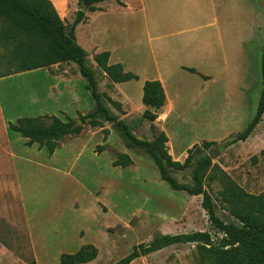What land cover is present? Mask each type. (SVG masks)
I'll use <instances>...</instances> for the list:
<instances>
[{
    "label": "rangeland",
    "instance_id": "374dc122",
    "mask_svg": "<svg viewBox=\"0 0 264 264\" xmlns=\"http://www.w3.org/2000/svg\"><path fill=\"white\" fill-rule=\"evenodd\" d=\"M51 2L67 26L81 8L84 14L89 12L78 0ZM97 4L100 9L106 5V18L118 22L120 9L115 1ZM85 29L79 28V41L89 53L87 65L96 67L98 90L105 92L111 83L103 79L101 70L93 63L91 46L84 38ZM73 64L76 65L65 62L60 66ZM253 68L254 79L243 89L244 106L233 103L239 89L230 67L226 69V81L223 79L210 88L201 104H191L187 111L180 105L182 115H171L166 127L180 150L189 144L199 146L202 141H214L202 152L213 151V163L246 192L259 194L264 192V154L260 153L264 149V114L247 139L222 147L242 131L256 111L261 90L260 56L254 59ZM77 80L79 108L87 109L86 101L92 99L79 72ZM54 82L44 69L1 77L0 107L4 116L15 122L20 117L38 116L37 108L41 105L64 103L55 94L49 96V86ZM188 85L181 90V100L183 91L195 89L193 83ZM107 105L120 115L111 104ZM144 109L142 106L126 122L137 137L152 139L151 123L142 118ZM105 123L112 129L105 139L101 132L85 133L74 145L60 147L53 159L45 147L37 143L26 145L24 137L14 131H9L12 146L8 150L0 133V264H30L33 260L36 264H59L62 253H73L85 244H93L98 253L84 264H112L134 245L148 242L156 234L209 230L201 196L170 188L147 155L132 150L130 157L135 165L113 166L115 151L119 152L123 143L112 125ZM155 129L160 131L156 125ZM82 145L85 148L76 158ZM97 145H105L98 155L93 153ZM171 173L178 182L192 184L189 168ZM206 184L217 215L226 223L239 224L225 209L221 183L214 180ZM203 255L206 254L195 244H175L136 258L131 264H211Z\"/></svg>",
    "mask_w": 264,
    "mask_h": 264
},
{
    "label": "trees",
    "instance_id": "16d2710c",
    "mask_svg": "<svg viewBox=\"0 0 264 264\" xmlns=\"http://www.w3.org/2000/svg\"><path fill=\"white\" fill-rule=\"evenodd\" d=\"M88 11L100 9L97 3L107 0H78ZM124 6L123 0H113ZM264 1V0H263ZM84 19V12L77 11L73 22L67 26L59 16L51 0H0V78L48 67L56 63L73 62L85 80V87L93 100L91 110L80 113V125L76 119L66 121L55 115L20 117L8 123V129L26 138V145L37 143L45 147L51 155L59 141L70 135H77L83 126L102 128L105 122L121 138L124 145L133 151L147 155L156 166L160 178L173 190L185 191L189 195L201 196V207L209 223L207 231L190 233L156 234L148 242L134 245L130 252L112 264H131L136 258L146 256L175 244H195L203 250L211 264H263L264 261V192L250 194L241 188L222 168L211 161L207 150L214 141H202L187 149V156L181 162L174 160L168 153V140L164 131H156L153 121L164 104L165 94L158 80H146L143 84L142 102L150 104L152 111L144 109L142 118L147 119L153 134L152 139L140 138L133 133L132 126L110 110L111 104L119 113H124L121 104L106 92L98 90L94 69L87 65L88 53L77 43L74 30ZM109 52L102 51L93 56L96 66L115 83L138 79L132 72H126L120 63H108ZM195 72L193 68H186ZM261 90L256 111L245 127L225 145L247 139L256 129L264 114V41L260 57ZM205 78V76H203ZM104 139L108 130L103 128ZM105 145H97L94 152L100 153ZM264 154V149L261 150ZM133 163L131 157L115 151L113 166L127 167ZM190 169L192 184L178 182L171 171ZM218 180L221 183L222 202L225 209L236 219L224 222L216 213L211 194L206 183ZM93 244L82 245L74 253H62L59 264H84L97 256ZM204 256V255H203ZM204 256V257H205ZM30 264H36L35 260Z\"/></svg>",
    "mask_w": 264,
    "mask_h": 264
},
{
    "label": "crops",
    "instance_id": "0c3cea01",
    "mask_svg": "<svg viewBox=\"0 0 264 264\" xmlns=\"http://www.w3.org/2000/svg\"><path fill=\"white\" fill-rule=\"evenodd\" d=\"M123 3L124 6L117 3L120 9L118 22L106 18V5L104 9L84 14V19L74 30L76 41L84 46L79 41L78 30L86 27L84 38L91 46L92 59L95 54L108 51L109 64L120 63L124 71L138 76V79L115 83L101 71L103 79L111 83L105 92L121 104L124 113H120L119 117L125 121L136 115L142 106L145 107L142 102L144 82L158 80L161 83L165 100L153 124L165 132L168 138L167 150L171 157L182 162L187 156V149L193 145L189 144L180 150L170 137L166 127L167 120L171 115L176 114L177 118L182 115L178 108L180 105L183 106L182 110L187 111L189 105L194 104L195 107L201 104L210 88H215L219 81L228 79L226 69L230 67L235 73L233 79L238 83L239 89L238 94L233 96V103L240 107L245 105L243 89L249 86V80L253 81L254 59L261 57L263 50L264 1L123 0ZM96 6L101 7L98 4ZM61 64L30 70L44 69L50 73L55 82L49 86V96L55 94L64 99V103L59 102L57 105L39 106L36 114L55 115L64 121L68 117L78 119V112L85 113L92 109L93 100L86 101L87 109L79 108L75 84L78 78L77 66H60ZM91 68L96 69L95 66ZM186 68H193L195 72ZM190 82L195 89L191 92L183 91L181 100V90L188 88ZM178 91L180 93L176 94ZM13 121L4 116L0 107V133L5 137L3 144H7L8 150L12 146V139L9 137V131L12 130L8 129V123ZM103 128L108 130L109 136L112 129L106 123L102 128L83 126L79 134L60 140L49 157L55 158L60 147L74 145L82 140L79 137L85 133L95 135L102 133ZM84 148V145L81 149L78 148L76 158ZM131 151L123 143L119 152L130 156ZM93 153L97 154L94 149ZM10 157H14V154L11 153ZM131 159L133 163L130 166L135 165L134 159Z\"/></svg>",
    "mask_w": 264,
    "mask_h": 264
},
{
    "label": "water",
    "instance_id": "95a60500",
    "mask_svg": "<svg viewBox=\"0 0 264 264\" xmlns=\"http://www.w3.org/2000/svg\"><path fill=\"white\" fill-rule=\"evenodd\" d=\"M82 9H83V8H81L80 10H82ZM145 109H147V110H149V111H152V110H153V108H152V106H151L150 104L145 105ZM80 124H81V121H80L79 119H76V125H80ZM208 155H209L210 158H213L214 155H215V153H214L213 151H210V152L208 153ZM263 264H264V261H263Z\"/></svg>",
    "mask_w": 264,
    "mask_h": 264
}]
</instances>
